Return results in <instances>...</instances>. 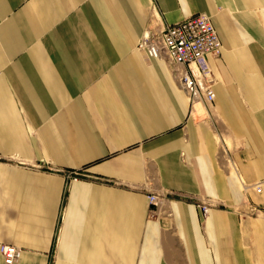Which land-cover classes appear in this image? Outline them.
<instances>
[{"label":"crops","instance_id":"obj_1","mask_svg":"<svg viewBox=\"0 0 264 264\" xmlns=\"http://www.w3.org/2000/svg\"><path fill=\"white\" fill-rule=\"evenodd\" d=\"M198 14L222 43L202 115L140 47ZM1 244L15 264H264V0H0Z\"/></svg>","mask_w":264,"mask_h":264},{"label":"built area","instance_id":"obj_2","mask_svg":"<svg viewBox=\"0 0 264 264\" xmlns=\"http://www.w3.org/2000/svg\"><path fill=\"white\" fill-rule=\"evenodd\" d=\"M140 47L146 49L149 56L169 63L176 82L192 104L195 99L205 104L213 103L215 79L208 59L220 56L222 43L210 16L198 14L181 23L152 30ZM81 176L80 172H75L68 178L78 179ZM148 202L155 208L162 205L160 196L156 194L149 195ZM202 211L206 214L207 207L202 206ZM0 252L5 264H15L22 255L19 248L10 244H1Z\"/></svg>","mask_w":264,"mask_h":264},{"label":"bare ground","instance_id":"obj_3","mask_svg":"<svg viewBox=\"0 0 264 264\" xmlns=\"http://www.w3.org/2000/svg\"><path fill=\"white\" fill-rule=\"evenodd\" d=\"M194 104H196L195 105V109H197L198 111H201L202 113L207 114V112H206L207 109L205 108V105L203 104V102H201L199 99H195L194 100ZM218 141H219L220 146L223 147V141H222V139L219 136H218Z\"/></svg>","mask_w":264,"mask_h":264},{"label":"rangeland","instance_id":"obj_4","mask_svg":"<svg viewBox=\"0 0 264 264\" xmlns=\"http://www.w3.org/2000/svg\"><path fill=\"white\" fill-rule=\"evenodd\" d=\"M200 114L202 115L203 113H202V112H200Z\"/></svg>","mask_w":264,"mask_h":264}]
</instances>
